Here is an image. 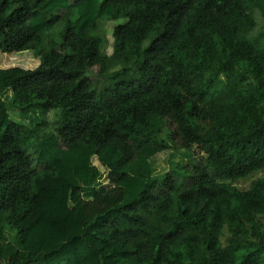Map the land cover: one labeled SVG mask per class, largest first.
<instances>
[{
  "label": "trees",
  "instance_id": "trees-1",
  "mask_svg": "<svg viewBox=\"0 0 264 264\" xmlns=\"http://www.w3.org/2000/svg\"><path fill=\"white\" fill-rule=\"evenodd\" d=\"M35 1L0 0V56L38 57L0 66V264H264V175L234 184L264 170V0Z\"/></svg>",
  "mask_w": 264,
  "mask_h": 264
},
{
  "label": "rangeland",
  "instance_id": "rangeland-1",
  "mask_svg": "<svg viewBox=\"0 0 264 264\" xmlns=\"http://www.w3.org/2000/svg\"><path fill=\"white\" fill-rule=\"evenodd\" d=\"M40 3V0H37L33 3V7H37ZM126 15V10H121L117 12V19L112 20V21H104L103 23L105 24L103 26L102 32L108 39L107 45H106V51L108 54L111 56V70H117L121 69L123 67L129 66L133 60V57L130 56L129 61H124L120 59H115L112 57V45H113V35L112 31L113 28L116 24L123 22L125 19ZM69 17V11L62 12L61 13V20L59 22L66 21ZM258 19V25L257 28L254 30V33L257 34L261 31L262 29V23L263 19L261 16H257ZM57 30V28H56ZM55 32V31H54ZM53 31L47 34V42L41 44L39 46V52L43 53L46 50H48L51 47L52 42L55 39V34ZM38 63V57L31 52L30 50H26L23 52L19 53H14L10 55H3L2 57L0 56V66H10V65H18V66H25V67H34ZM96 70H92L90 73L91 77L96 78ZM264 175V170L258 171L246 178L240 179L236 182H234L235 185L241 187V188H248L251 183L257 179L260 176ZM68 186L63 187V194L61 197V205L59 206L58 210L56 211L57 213L53 216H50L49 219L59 228L61 229L65 234L67 235H75V234H80L83 230V224L80 221L79 217L77 216V213L75 210L71 209L68 206ZM38 190L37 187L34 183H32L30 192L29 194L25 195L19 204V206H26L27 208L32 209L37 201L39 203L40 210L42 208V205L40 204L41 198L38 195ZM42 214L46 218H48L46 215V211H42ZM6 254L4 256V261L6 264H13L15 261L12 258L11 252L9 250L5 251ZM3 263V264H5Z\"/></svg>",
  "mask_w": 264,
  "mask_h": 264
}]
</instances>
